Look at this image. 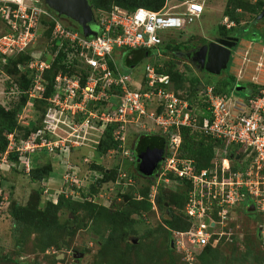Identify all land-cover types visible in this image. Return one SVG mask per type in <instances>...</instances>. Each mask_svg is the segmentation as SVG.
I'll return each mask as SVG.
<instances>
[{
    "label": "built area",
    "instance_id": "1",
    "mask_svg": "<svg viewBox=\"0 0 264 264\" xmlns=\"http://www.w3.org/2000/svg\"><path fill=\"white\" fill-rule=\"evenodd\" d=\"M206 1L182 0L176 5L165 0L158 11H125L114 6L108 13H94L96 35L84 36L80 30L65 26L48 8H41L39 0H0V21L6 29L0 34L2 56L25 52L36 40L42 19L54 23L52 38L59 39L49 60L30 56L27 70L31 84L26 92V107L33 108V100L43 99L44 74L60 48L61 65L74 69L71 74L57 72L40 128L34 134L18 142L15 134L7 135V149L0 154V172L16 168L28 174L33 168L30 157L36 151L59 159L76 147L88 146L86 140L94 147L110 125L114 126L112 137L121 142V152L126 155V130L136 125L141 134L166 137V149L158 164L160 182L151 186L149 197L154 199L158 185L168 183L170 175L183 185L190 183L184 213L191 227L185 232H174L185 257L196 253L195 246L203 247L211 237L221 234L218 226L236 208L249 203L256 212H264V54L255 62L249 77L241 74L242 68L230 74L236 79L229 92L216 93L213 85L201 80L194 98L177 96L169 75L159 72L153 63L144 65L143 76L136 82L116 63L117 51L156 49L166 32L184 30L201 19ZM241 1L260 4L264 9V0ZM221 25L234 27L227 16H223ZM251 45L248 43V48ZM156 55L160 56L158 50ZM247 55L245 50L244 60ZM2 61L7 63L8 59ZM18 69L23 71L20 65ZM242 81L251 86L243 97H235L236 86ZM10 93H17L15 84ZM182 128L220 142L208 168L197 171L193 160L178 156ZM58 130L66 136H59ZM13 152L19 154L18 162L8 159ZM238 154L240 158L235 160ZM228 161L230 165L225 164ZM67 167L63 184L70 183L74 191L80 189L78 175L73 172L76 166ZM120 177L126 179L124 173Z\"/></svg>",
    "mask_w": 264,
    "mask_h": 264
},
{
    "label": "rangeland",
    "instance_id": "2",
    "mask_svg": "<svg viewBox=\"0 0 264 264\" xmlns=\"http://www.w3.org/2000/svg\"><path fill=\"white\" fill-rule=\"evenodd\" d=\"M16 1L29 2V0ZM181 1L169 0L170 4L176 5ZM207 2L208 7L201 19L194 20L182 31L172 30L166 32L164 40H172L173 44H191L195 46L210 42L217 35V27L222 22L225 0H207ZM39 5L41 8H47L43 0H39ZM176 10H179V8ZM60 20L65 26L71 29L74 28V23L62 17H60ZM243 22H249V24L234 32L238 42L235 48L231 49L228 66L232 67L233 71L242 68L243 72L241 74L249 77L255 62L264 54L260 50L261 47H264V39L260 38L262 40H258L259 38L253 36L255 33L260 32L261 35H264V18L252 20L247 15L244 17ZM4 31V24L0 21V34L5 33ZM250 42L252 45L248 48L246 45ZM27 49L26 53H29V55L40 56L43 59L49 58L50 52L47 39L42 35L36 37V40ZM245 50H247L248 55L244 60L243 53ZM182 52L185 53L186 51ZM158 53H161L160 49ZM119 58H121L120 55L117 56V59ZM156 59L159 60L156 64L161 66L163 61L168 59V56L161 53ZM154 60L155 58L152 56L144 58L135 67V71L138 72L131 74L132 79L135 82L139 81L143 76L144 65L147 63L152 64ZM177 65L178 70L185 73V75L190 76L189 71H191L200 80L205 81L208 79L213 82L223 79V74L227 73L229 68L227 67L225 71L217 76L206 72L198 73L196 65L185 59H180ZM6 80L5 73H3L0 65V103L6 108H10L14 105L13 102H15L16 97L10 91H7ZM242 84L244 87L247 86L244 81H242ZM233 86L234 84L230 90ZM234 96L243 97L244 92L236 91ZM40 114L38 108L24 106L19 113V117H17V121L22 128H31L33 125H38ZM57 133L59 136H66L64 131L58 130ZM126 133L128 140L126 148L123 149L124 152H128H126V155L118 151H109L106 155L96 159V148L90 145V140L85 141L88 146L76 147L68 154L60 156L59 159L58 157L48 156L42 151H36L32 158L30 157L32 166H42L49 163L53 169L49 177L39 183L30 182L28 176L15 170L5 169L3 171L0 178V257L10 259V262H3V264H97L99 261H102L99 264H105L106 262L109 264H264V212H256L252 218L245 213L246 205L244 208H236L231 211L232 214L226 217L222 226H218L223 234H218L217 240L211 241L212 244L209 245L211 247L216 246L217 249H214L215 252H212L204 261L200 259L201 254L197 255L202 252L200 250H203L200 249L201 246H195V248L200 249L196 251L197 253L187 257H184L186 255L183 254L182 257L180 252L182 247L178 243L180 241L174 236V233V240L167 234L164 220L169 217L164 214V211L159 207V203L154 199L149 197L155 204L154 209L133 212L134 206L130 207V204L124 202L121 195L131 196L132 194L136 198H140L139 192H144L149 188L151 190V186L145 179L148 178L147 176H144V178L135 171L134 160L130 151L133 141L136 140L135 136L144 134L138 131L136 125L127 127ZM21 136L22 132H18L17 138ZM91 136L89 135L88 138H93ZM52 138L57 139L54 136ZM67 164L76 166L73 168V172L78 175V184L82 186L78 190L82 191L77 189L74 191L75 187H71L70 183L63 184L64 176L68 171ZM92 164H99L106 170H113L112 168L118 165V170L116 169L114 180L102 184L96 190L98 192L89 197L87 195L90 194L89 187L93 184L94 179L98 180L101 177L91 168ZM129 171L136 176L131 177ZM122 173L125 174L127 179L120 177ZM156 182L158 183L160 180L156 178ZM176 187L179 191L183 189V186L173 179L162 185V188L166 191L176 192ZM61 191L64 198L80 201L88 200L94 204L105 206L109 208L108 210L114 211L116 209L121 212L122 226L119 225L120 228L118 229L120 232L118 236H121V238L118 239L116 250L110 249L108 252L100 245L102 241L99 234L107 237L109 224L101 222V233L99 232L96 235L92 233L91 222L79 221L80 229L72 226L73 228L70 231L73 233H64L61 230L53 232L56 235L54 241L59 250L51 247L45 252H41L34 246L36 232L32 231V227L30 225H20L21 229L19 228L17 232L12 219L6 216V208L11 202H16L18 205L30 209H34L36 204L37 208H42L47 202L56 204ZM77 191L80 192L82 198ZM174 210L176 211V209ZM58 215L60 222L65 221L67 217L74 218L67 210H61ZM82 215V210L77 211L73 220L76 219V216L80 219ZM84 224L85 226H83ZM125 224L131 225L130 229H127V233L125 232L127 228L124 227ZM124 232L125 235H123ZM184 240L186 239L184 238ZM127 243L132 244L134 247H128ZM18 244L20 246L16 247Z\"/></svg>",
    "mask_w": 264,
    "mask_h": 264
},
{
    "label": "trees",
    "instance_id": "3",
    "mask_svg": "<svg viewBox=\"0 0 264 264\" xmlns=\"http://www.w3.org/2000/svg\"><path fill=\"white\" fill-rule=\"evenodd\" d=\"M164 2L165 0H88V3L92 6L95 14H102L104 12L108 13L112 10L114 6H117L125 11H133L137 8H145L152 11H158L163 6ZM207 3L208 2L206 1L205 9L208 7ZM238 9L239 12H237ZM262 11L263 8L260 4L250 5L246 1L227 0L222 15L227 16L228 19L234 23V27L226 28L225 26L219 24L217 27L216 34L221 37L227 36L236 38L234 32L240 28L246 27L249 24V22H243L244 17L248 15V17L252 18V20H256L257 16ZM50 12L56 15L54 12ZM53 26L54 23L52 21L48 19H42L40 29L36 33V37L42 35L45 39H47L50 55L49 58H47L46 60H49L53 52L56 50V43L59 40L57 38H52L51 32ZM73 29L78 28L74 26ZM4 32H6V29ZM253 36L259 38L258 40L264 39V35H261V32L255 33V35ZM164 37L165 35L163 36L162 44L156 49L154 48L150 50H133L131 52H128L130 58L127 55V57L125 58V64L128 68H132L138 65L146 56H152L153 58H155L153 65L157 67L158 71L169 75L177 96L183 98H193L196 94L197 88L200 87L201 80L196 75L192 74L191 71H189L190 76L185 75V73L183 72H180L177 68V62L180 61V59H185L189 61L190 53L194 52L197 46L191 44H173L172 40H164ZM63 44H65V42H63ZM205 44L206 42L203 43V45ZM159 49L161 50L162 54L168 56V59L164 60L165 62L163 61V64L158 67V64L156 63L159 60L156 59V54L157 50ZM62 50L63 48H60L59 52L62 53ZM26 51L10 56H2L0 54V65L2 67L3 73H5V77L7 78V91H10V88L14 84L16 85L17 90V93L13 94L16 97L15 102H13V106H11L10 108H6L0 103V154L4 153L7 149V135L15 134L17 142L20 140L24 141L40 128L42 117L48 106L46 98L50 96L53 91L52 87L54 77L60 70L69 74L73 73L74 71V69L71 67L67 68L66 66L64 67L63 65H61V60L63 56L59 55L60 53L58 52L59 54L54 57L53 61H51L50 69L47 70L44 74L45 92L42 97L43 99H36L32 101V106L38 108L41 113L40 118L38 120V125H33L31 128H22V126L18 124L17 116L20 113L21 109L28 102V96L26 92L31 84V79L29 75L30 72L27 70V64L31 59V55H29V53H26ZM182 51L186 52L184 53ZM3 58L8 59V62L3 63ZM109 64L111 66V63ZM19 65L23 68V71H20L18 69ZM122 72L125 73L124 71ZM197 72L199 73L201 72V70L197 68ZM203 82L206 84L213 85L215 92L218 93L228 92L232 85L235 83V79L233 76L227 74V76H223V79L217 80L215 82L210 81L208 79ZM113 129V125L108 126L104 130L101 138L98 141V144L94 146L96 148V159H99L100 157L106 155L109 151H122L121 142L115 141L112 137ZM18 132H22V136L20 138H17ZM180 133L181 145L178 150V156L193 160L195 169L197 171L204 168H208L211 165V161L214 156V149L220 146V142H217L211 138L199 136V134L192 132L191 130L186 128H182L180 130ZM159 147L166 149L165 136H162L161 134H147L137 136L135 143H133L132 148L130 149V151L132 152V158L134 160L133 163L135 166V171L137 173H140L142 175V173L139 171L140 168L139 164L136 162V158L140 157L149 149H155ZM8 159H10V161L12 162H18L19 154L15 152L10 153L8 155ZM235 166L237 167V165ZM91 168L94 169V171H96L101 176V179H98L97 181L93 182V184H91V186L89 187L90 194H87L89 195V197H92L95 192H98L96 190H98L102 184L109 182L110 180H114L116 175V169L118 170V165H115L112 168L113 170L108 171H106V169H103L99 164H92ZM158 169L159 167L156 168V170L151 176H147L148 178H145L146 176L144 177L143 175V177L148 181L150 186L155 184L158 175ZM10 170H15L19 173L25 174L22 169L14 168ZM52 170V165L48 163L42 166H33L29 173L25 175L29 177L30 182L39 183L41 182V180L48 178L49 175L52 173ZM129 174L131 175V177L136 176L130 171ZM1 177L2 173L0 172V178ZM169 177L170 179L177 181L178 184L183 186L182 191H179L177 187L176 192L170 190L166 191L162 188L163 183H161L157 187V194L154 197V200L159 203V207L161 208V210H163L164 214L169 217L168 219L164 220V224L167 228V234L172 239L174 232H185L190 230L191 225L187 219L186 214L184 213V206L187 202V191L189 188H191V186L188 182L183 185L180 181H178V178L175 179L172 175H170ZM149 190L150 188L144 192L140 191V198H136L132 194L131 196L127 194H122L121 198H123V201L126 202L128 205L130 204V207L134 206L133 212L150 211V209L155 208V204L153 200L149 199ZM78 194L82 198L80 192H78ZM246 206L247 207L245 213H247V215L253 218V215H255L256 211L250 212L249 208L251 207V204L248 203L246 204ZM108 209L109 208H106L105 206L94 204L88 200H71L69 198H64L63 194H59V198L56 204L47 202L45 203V205L42 206V208H37L36 204L34 205V209H30L29 207L26 208L24 206H20L16 202H11L8 205V208H6L5 212L6 216L12 219L13 226L15 227V230H17V232L19 228L21 229V226L30 225L32 227V231L36 232L34 246L38 250H41V252H45L48 248L51 247H54L56 248V250H59L58 246L56 245V242L54 241V237L56 236L54 234V231L58 232L61 230L64 231V233H73L70 230L74 226L80 229L79 221H89L91 222L92 233L97 235L99 234V232L101 233L102 227L100 223L106 222L107 224H109V234L107 237H104L103 235L99 234V237L102 241L100 243L101 248L105 250L107 249L106 251L109 252L110 249L116 250L119 241L118 239L119 237L121 238V236H118L120 235L118 229L120 228V226H122V214L116 209L114 211ZM174 209H176V211ZM61 210H67L70 214L74 216V218L75 213L77 211L82 210L83 215L80 219H78V216H76L75 220H73L74 218L70 219L67 217L65 221L60 222L58 219V214ZM83 226H85V224ZM124 227H127L125 230V232L127 233V229H130L131 225L128 226L127 224H125ZM125 232L123 235L126 234ZM217 238L218 235L214 236L213 238L211 237L209 242L200 248L203 250L196 248V251H202L197 254H201L200 259L202 261L206 260L212 252H215L214 249H217L216 246H209L212 244L211 241L215 239L217 240ZM127 245L130 248L134 247L130 243H127ZM19 246V244L18 246L16 245V247ZM168 248L171 250V247L169 245ZM3 262L8 263L10 262V259L8 257H0V264H3ZM100 262L102 261H99L97 264H99ZM105 264L109 263L106 262Z\"/></svg>",
    "mask_w": 264,
    "mask_h": 264
},
{
    "label": "water",
    "instance_id": "4",
    "mask_svg": "<svg viewBox=\"0 0 264 264\" xmlns=\"http://www.w3.org/2000/svg\"><path fill=\"white\" fill-rule=\"evenodd\" d=\"M47 8L57 16L62 17L74 23L75 27L80 29L84 36L96 35V20L94 11L88 0H43ZM264 17V10L257 16V20ZM238 39L235 37H226L215 39L206 45L201 46L194 54L193 59L199 65V68L211 75L219 76L222 71L227 69L230 59L231 49L235 48ZM236 91H244V87L236 86ZM163 158V148L149 149L140 157L136 158L139 164V171L144 176H151L156 170L159 162ZM235 160L240 158L236 155ZM250 212L254 207L249 208ZM172 245V243H171Z\"/></svg>",
    "mask_w": 264,
    "mask_h": 264
},
{
    "label": "crops",
    "instance_id": "5",
    "mask_svg": "<svg viewBox=\"0 0 264 264\" xmlns=\"http://www.w3.org/2000/svg\"><path fill=\"white\" fill-rule=\"evenodd\" d=\"M247 47H248V43H247V45H246ZM260 50H261V52L263 53L264 51H263V47H261L260 48ZM131 51H133V50H130V51H121V52H116L115 53V58H116V63H117V65H118V67H119V69H120V71L122 72V71H124L125 73L127 72V74H134V73H137L138 71H135V67L137 66H134V67H132V68H128L127 67V65L125 64V58L127 57V55H128V57L130 58V55L128 54V52H131ZM127 52V53H126ZM160 54V53H159ZM118 55H120L121 56V58H119V59H117V56ZM263 56V55H262ZM261 56V57H262ZM230 57H231V54H230ZM230 60V59H229ZM229 63V62H228ZM255 66V65H254ZM227 67H229L228 65H227ZM130 72V73H129ZM235 72H237V70H232V67H229L228 68V71H227V73L230 75L231 73H235ZM247 78V77H246ZM244 82H246V81H244ZM247 84H249L248 82H246ZM241 85L244 87V85L242 84V82H241ZM248 87H250V85H247V86H245L244 88L246 89V88H248ZM247 90H249V89H246V91H242V92H247ZM137 136H139L138 134L135 136L136 138H137ZM134 137V136H133ZM128 140V139H127ZM127 142V141H126ZM133 143H135V141H133ZM133 143H132V145H133ZM126 145V144H125Z\"/></svg>",
    "mask_w": 264,
    "mask_h": 264
},
{
    "label": "flooded vegetation",
    "instance_id": "6",
    "mask_svg": "<svg viewBox=\"0 0 264 264\" xmlns=\"http://www.w3.org/2000/svg\"><path fill=\"white\" fill-rule=\"evenodd\" d=\"M226 37H227V36H226ZM226 37H221V36L216 35V36H215L210 42L214 41L215 39L226 38ZM208 43H209V41H208L206 44H208ZM206 44H205V45H206ZM201 46H203V44L200 45V46H197V48L194 50V52L190 53V55H189V61H190L191 63H194V64L196 65V68H199V65L197 64L196 61H194L193 56H194L195 52H196ZM199 69H200V68H199ZM200 70H201V69H200ZM201 72H204V71L201 70ZM227 74H228V73H225V74H223V75H224V76H227ZM142 176H143V174H142Z\"/></svg>",
    "mask_w": 264,
    "mask_h": 264
},
{
    "label": "clouds",
    "instance_id": "7",
    "mask_svg": "<svg viewBox=\"0 0 264 264\" xmlns=\"http://www.w3.org/2000/svg\"><path fill=\"white\" fill-rule=\"evenodd\" d=\"M264 10V9H263ZM95 13V12H94ZM75 26V25H74ZM79 29V28H78ZM80 30V29H79ZM240 86H242V85H240ZM243 87V86H242ZM245 89V88H244ZM158 167V166H157ZM106 171H108V170H106ZM79 191H81V190H79ZM254 211H255V209H254Z\"/></svg>",
    "mask_w": 264,
    "mask_h": 264
},
{
    "label": "bare ground",
    "instance_id": "8",
    "mask_svg": "<svg viewBox=\"0 0 264 264\" xmlns=\"http://www.w3.org/2000/svg\"><path fill=\"white\" fill-rule=\"evenodd\" d=\"M225 164H227V165H230V161H228V162H225Z\"/></svg>",
    "mask_w": 264,
    "mask_h": 264
}]
</instances>
